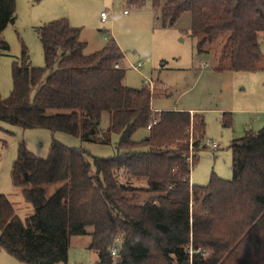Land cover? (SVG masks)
I'll use <instances>...</instances> for the list:
<instances>
[{
    "label": "trees",
    "instance_id": "1",
    "mask_svg": "<svg viewBox=\"0 0 264 264\" xmlns=\"http://www.w3.org/2000/svg\"><path fill=\"white\" fill-rule=\"evenodd\" d=\"M147 1L126 0L134 8ZM150 1L164 27L191 15L200 54L222 38L219 72L258 69L264 0ZM15 21L16 0H0V37ZM80 33L66 19L39 29L45 66L32 67L23 50L12 66V93L6 100L0 95V123L93 144L109 145L118 135V153L89 163L83 150L54 143L42 160L21 145L13 184L23 189L34 213L21 220L0 194V249L20 264H67L71 239L88 236L86 250L97 255L96 264H264V129L231 143V181L213 176L205 187L192 185L204 117L154 115L147 88L124 86V54L117 43L85 55ZM104 113L110 116L106 131L100 129ZM154 117L157 124L147 132ZM139 130L148 135L136 142ZM120 174L144 187L122 184ZM53 184L60 187L48 198L45 188Z\"/></svg>",
    "mask_w": 264,
    "mask_h": 264
},
{
    "label": "rangeland",
    "instance_id": "2",
    "mask_svg": "<svg viewBox=\"0 0 264 264\" xmlns=\"http://www.w3.org/2000/svg\"><path fill=\"white\" fill-rule=\"evenodd\" d=\"M168 1L161 0V4ZM102 13L107 16L105 23ZM60 19H66L80 30V40L86 43L85 55L100 51L111 40L117 43L124 54L120 65L126 71L124 86L147 88L152 94L154 115L179 111L204 117L205 137L191 169L192 185L205 187L213 176L232 180L231 143L247 132L258 133L264 129V46L263 58L255 72H219L216 54L221 52L222 38L205 46V53L200 54L197 49L200 39L191 34L189 13L174 25L164 27L160 11L154 9L150 0L139 8L128 6L126 0H16V21L0 37L2 99L6 100L13 91L12 66L21 58L23 50L32 67L45 66L38 31ZM109 121V114L104 113L102 131L108 129ZM147 132L139 130L133 140H143ZM118 142V135L112 136L109 145L93 144L64 133L23 129L1 122L0 194L9 199L21 220L34 213L33 206L23 197V189L13 184L12 171L21 145L36 158L45 160L52 145L58 143L83 150L87 162L92 163L93 158L115 157ZM119 180L124 185L144 187L143 183L128 181L125 175L120 174ZM59 187V184L47 186L46 196H52ZM148 199L147 195L141 196L143 201ZM89 242L88 236L72 238L67 264H96L97 255L85 247ZM0 264L20 263L0 249Z\"/></svg>",
    "mask_w": 264,
    "mask_h": 264
},
{
    "label": "built area",
    "instance_id": "3",
    "mask_svg": "<svg viewBox=\"0 0 264 264\" xmlns=\"http://www.w3.org/2000/svg\"><path fill=\"white\" fill-rule=\"evenodd\" d=\"M125 13H126V11H125ZM101 18H102V22L103 23H105L106 22V18H107V16L105 15V14H102L101 15ZM106 39H107V37H106ZM207 66V65H206ZM150 85H152V84H150ZM149 85V86H150ZM157 124V119L154 117L152 120H151V122H150V124H149V126H147V130L148 131H150L151 129H152V127L153 126H155ZM213 147L214 148H217V145L216 144H214L213 145ZM118 243H116L112 248H111V250H110V255L112 256V257H115L116 255H117V253H118ZM91 264H93V263H91Z\"/></svg>",
    "mask_w": 264,
    "mask_h": 264
},
{
    "label": "crops",
    "instance_id": "4",
    "mask_svg": "<svg viewBox=\"0 0 264 264\" xmlns=\"http://www.w3.org/2000/svg\"><path fill=\"white\" fill-rule=\"evenodd\" d=\"M102 14H103V13H102ZM102 14H101V15H102ZM189 113L193 115V113H192V112H189ZM88 244H89V243H88ZM88 244H87V245H88ZM87 245H86L85 247H87ZM95 255H96V254H95Z\"/></svg>",
    "mask_w": 264,
    "mask_h": 264
},
{
    "label": "water",
    "instance_id": "5",
    "mask_svg": "<svg viewBox=\"0 0 264 264\" xmlns=\"http://www.w3.org/2000/svg\"><path fill=\"white\" fill-rule=\"evenodd\" d=\"M25 178L28 179V175L27 174L25 175Z\"/></svg>",
    "mask_w": 264,
    "mask_h": 264
}]
</instances>
